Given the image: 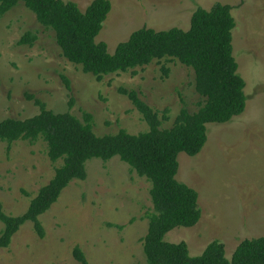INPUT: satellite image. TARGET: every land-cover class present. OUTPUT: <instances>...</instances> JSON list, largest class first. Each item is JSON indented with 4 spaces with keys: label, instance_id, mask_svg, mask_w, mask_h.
<instances>
[{
    "label": "rangeland",
    "instance_id": "obj_1",
    "mask_svg": "<svg viewBox=\"0 0 264 264\" xmlns=\"http://www.w3.org/2000/svg\"><path fill=\"white\" fill-rule=\"evenodd\" d=\"M61 1L75 3L84 12L93 0ZM108 1L111 9L95 41L105 43L109 54L139 29L187 31L196 9L231 7L232 54L245 82V110L228 123L207 124V141L199 154L178 155L175 179L197 192L201 217L195 226L175 228L164 238L184 243L190 257L201 256L216 241L231 260L243 240L264 237V0ZM28 31L36 41L19 45ZM162 67L168 69L166 76ZM119 88L136 91L160 119L167 109L165 129L182 108L194 113L203 102L194 88L193 71L178 61L153 62L97 81L61 56L53 33L22 4L0 17V121L38 115L39 108L27 98L33 96L55 114L69 112L79 119L83 112L91 114L97 136L119 129L131 135L145 132L146 123ZM61 164L49 160L41 139L17 141L9 150L0 142L4 213L24 214ZM85 169L86 179L71 182L38 218L44 238L36 235L31 222L25 223L10 246L0 250V264H79L73 257L75 247L89 264L145 263L142 239L148 227L146 214L152 212L150 183L117 157L106 162L91 159Z\"/></svg>",
    "mask_w": 264,
    "mask_h": 264
},
{
    "label": "trees",
    "instance_id": "obj_2",
    "mask_svg": "<svg viewBox=\"0 0 264 264\" xmlns=\"http://www.w3.org/2000/svg\"><path fill=\"white\" fill-rule=\"evenodd\" d=\"M20 4L35 16L43 29L53 33L61 56L97 81L153 62L175 60L193 71L194 88L203 102L194 113L182 108L172 125L165 129L162 122L169 120L167 109L161 120L158 112L142 101L136 91L119 88L148 129L136 135L119 129L115 134L97 136L91 114L83 112L81 119L69 112L55 114L39 99L27 96L39 108V114L25 120L0 121V142L9 150L17 141L34 143L41 139L47 145L49 160L62 164L48 184L38 190L24 214L8 216L0 203L3 224L0 250L10 246L14 235L27 222L33 224L39 238H44L38 218L50 210L71 182L86 179L85 163L117 157L151 185L152 212L146 214L148 227L142 239L144 264H264V237L243 240L231 260L225 258L223 244L216 241L201 256L190 257L184 243L164 240L173 229L191 228L201 217L197 192L175 179L178 155L199 154L207 141V124L228 123L245 110V82L237 73L238 65L232 54L235 21L231 7L216 4L209 11L196 9L187 31L139 29L109 54L105 43L95 41L111 9L108 0H93L84 12L75 3L61 0H0V17ZM36 39L28 31L19 45L32 46ZM162 72L166 76L168 69L162 67ZM62 79L68 87V80ZM68 107L71 109L72 100ZM73 257L79 264H89L79 247L74 248Z\"/></svg>",
    "mask_w": 264,
    "mask_h": 264
}]
</instances>
